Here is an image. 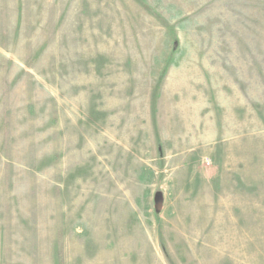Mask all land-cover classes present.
I'll use <instances>...</instances> for the list:
<instances>
[{
    "label": "rangeland",
    "instance_id": "obj_1",
    "mask_svg": "<svg viewBox=\"0 0 264 264\" xmlns=\"http://www.w3.org/2000/svg\"><path fill=\"white\" fill-rule=\"evenodd\" d=\"M0 264H264V0H0Z\"/></svg>",
    "mask_w": 264,
    "mask_h": 264
}]
</instances>
